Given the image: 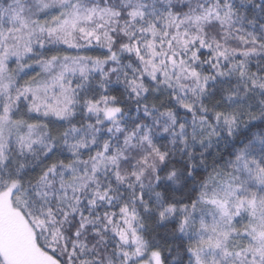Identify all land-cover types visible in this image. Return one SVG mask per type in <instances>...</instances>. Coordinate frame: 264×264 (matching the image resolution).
Here are the masks:
<instances>
[{
    "label": "snow or ice",
    "instance_id": "6c2138e0",
    "mask_svg": "<svg viewBox=\"0 0 264 264\" xmlns=\"http://www.w3.org/2000/svg\"><path fill=\"white\" fill-rule=\"evenodd\" d=\"M0 264H264V0H0Z\"/></svg>",
    "mask_w": 264,
    "mask_h": 264
}]
</instances>
